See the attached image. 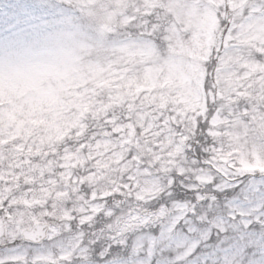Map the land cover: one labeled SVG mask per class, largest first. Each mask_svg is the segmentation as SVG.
Returning a JSON list of instances; mask_svg holds the SVG:
<instances>
[{"label":"snow or ice","instance_id":"6c2138e0","mask_svg":"<svg viewBox=\"0 0 264 264\" xmlns=\"http://www.w3.org/2000/svg\"><path fill=\"white\" fill-rule=\"evenodd\" d=\"M66 7L0 44V264H186L213 230L264 264V0Z\"/></svg>","mask_w":264,"mask_h":264},{"label":"rangeland","instance_id":"374dc122","mask_svg":"<svg viewBox=\"0 0 264 264\" xmlns=\"http://www.w3.org/2000/svg\"><path fill=\"white\" fill-rule=\"evenodd\" d=\"M68 11L66 0H0V44L28 45L42 41L50 34L47 25L51 20L61 18ZM245 210L252 211L253 215L264 213V208L254 210L253 205H245ZM224 211L226 213L227 209ZM223 223L228 228L227 235L233 236L240 221H229L224 215ZM254 225L259 230V225ZM209 227L205 225L202 231ZM216 235L215 230L209 240L202 234L193 235L189 246L195 244V247L186 264H224L225 257L230 258L233 253L223 243V234L218 240L214 239Z\"/></svg>","mask_w":264,"mask_h":264},{"label":"trees","instance_id":"16d2710c","mask_svg":"<svg viewBox=\"0 0 264 264\" xmlns=\"http://www.w3.org/2000/svg\"><path fill=\"white\" fill-rule=\"evenodd\" d=\"M252 228H255V229H257L255 225H254V226H252ZM219 237H220V235H216V236L214 237V239L218 240V239H219Z\"/></svg>","mask_w":264,"mask_h":264}]
</instances>
